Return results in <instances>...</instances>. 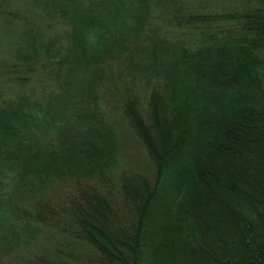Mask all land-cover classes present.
Wrapping results in <instances>:
<instances>
[{"label":"trees","instance_id":"1","mask_svg":"<svg viewBox=\"0 0 264 264\" xmlns=\"http://www.w3.org/2000/svg\"><path fill=\"white\" fill-rule=\"evenodd\" d=\"M31 1L0 65V264H264V0Z\"/></svg>","mask_w":264,"mask_h":264},{"label":"rangeland","instance_id":"2","mask_svg":"<svg viewBox=\"0 0 264 264\" xmlns=\"http://www.w3.org/2000/svg\"><path fill=\"white\" fill-rule=\"evenodd\" d=\"M192 11L210 14H224L238 12L249 8L251 0H184ZM42 12L31 0H0V65L1 60L10 56L11 43L15 35L20 31L25 22H39L42 20ZM11 62L7 61L9 65ZM0 70H2L0 68ZM0 75V100L3 97L13 95L19 86L9 80L2 81ZM29 86V85H28ZM27 86V87H28ZM126 162L134 165L145 163V148L137 139L130 138L123 149ZM40 246L36 245V248Z\"/></svg>","mask_w":264,"mask_h":264}]
</instances>
